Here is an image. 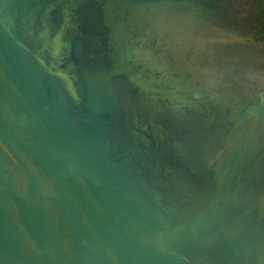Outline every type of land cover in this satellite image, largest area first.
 <instances>
[{
    "label": "water",
    "instance_id": "water-1",
    "mask_svg": "<svg viewBox=\"0 0 264 264\" xmlns=\"http://www.w3.org/2000/svg\"><path fill=\"white\" fill-rule=\"evenodd\" d=\"M255 10L0 0V264H264Z\"/></svg>",
    "mask_w": 264,
    "mask_h": 264
},
{
    "label": "flooded vegetation",
    "instance_id": "flooded-vegetation-1",
    "mask_svg": "<svg viewBox=\"0 0 264 264\" xmlns=\"http://www.w3.org/2000/svg\"><path fill=\"white\" fill-rule=\"evenodd\" d=\"M251 2L253 3V5L255 6L256 10L254 11V18H253V23L255 24V26L253 27V30L255 32L254 36H253V39L256 41V42H261L262 40L261 39H258L259 37V30H258V26H259V21L261 20V9L260 7L258 6L256 0H251Z\"/></svg>",
    "mask_w": 264,
    "mask_h": 264
},
{
    "label": "trees",
    "instance_id": "trees-1",
    "mask_svg": "<svg viewBox=\"0 0 264 264\" xmlns=\"http://www.w3.org/2000/svg\"><path fill=\"white\" fill-rule=\"evenodd\" d=\"M256 2L261 9V20L259 21L260 24L258 26V30H259L258 39L264 41V0H256Z\"/></svg>",
    "mask_w": 264,
    "mask_h": 264
}]
</instances>
